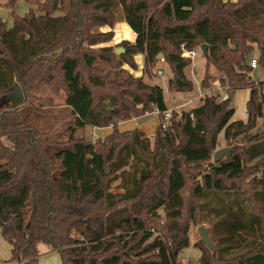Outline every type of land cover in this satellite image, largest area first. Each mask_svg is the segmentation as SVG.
<instances>
[{
	"label": "trees",
	"instance_id": "1",
	"mask_svg": "<svg viewBox=\"0 0 264 264\" xmlns=\"http://www.w3.org/2000/svg\"><path fill=\"white\" fill-rule=\"evenodd\" d=\"M25 1L38 12L13 11L11 27L0 19V98L24 96L0 103V231L12 261L38 264L46 244L63 264H179L189 221L200 217L214 235L213 251L201 243L208 264H264V180L244 181L248 164L264 159V132L252 133L264 118V82L249 75L256 49L264 70V0ZM118 23L137 37L122 43L123 55L101 46L113 35L99 29ZM203 44L208 68L228 79L229 98L210 96L172 115L166 130L156 128L154 146L142 130L120 131V123L168 110L164 89L124 66L135 69L138 54L154 65L162 53L173 72L169 92L191 91V58L182 54ZM43 86L66 96L71 119L62 131L31 121L54 107L52 97L33 94ZM242 89L250 90L246 121L235 120ZM87 127H113L106 145L76 137ZM221 133L236 146L214 161Z\"/></svg>",
	"mask_w": 264,
	"mask_h": 264
},
{
	"label": "rangeland",
	"instance_id": "2",
	"mask_svg": "<svg viewBox=\"0 0 264 264\" xmlns=\"http://www.w3.org/2000/svg\"><path fill=\"white\" fill-rule=\"evenodd\" d=\"M236 1V0H232ZM8 0H0V19L5 21L9 27L13 25L12 12L14 11L19 16H24L31 9H34L38 12L37 7H31L25 0H16L14 8L11 9L7 6ZM102 33H110L113 35L112 40L108 43H104L101 46H114L115 49L124 50L122 53L118 55H123L126 53V49L122 46V43H135L136 42V34L131 30L128 24L126 23H118L115 24L114 27L103 26L99 29ZM98 46V47H101ZM170 49V46H167ZM200 47H197L199 49ZM260 52L256 49L252 58L257 59ZM134 63L136 65L135 69H132L129 65H125L124 69L129 71L133 76L142 78L143 81L149 85H159L164 89L165 98L167 103L170 106H173L171 109L173 111V116H177L178 118L181 116L183 112H190L193 109L201 106L205 99L210 97L211 92L215 89L216 83L221 79V74L217 72L214 68H208L206 58L202 54H199L197 57L190 60L188 67L186 68V77L188 81H191L193 84V90L191 91H181V92H169L168 81L173 76L172 69L168 62L165 60L163 54H159L157 57V63L154 65L147 66L145 62V54H138L133 58ZM206 71L209 74V78H207L206 86L203 87V81L206 79ZM252 74V72H251ZM251 74H249L251 76ZM253 80L256 84L264 82V70L259 66L258 69L254 70ZM33 94L36 97H52L54 99V107L50 109H45L43 112H35L34 115H39V117H32L31 121H33L34 125H50L52 130L54 131H62L66 126V123L70 121L71 117L69 114V110L65 107L66 96L63 91H60L58 94L52 91L50 88L43 86L35 89ZM205 98H202L200 101L197 99L200 95H204ZM250 96L249 89H243L237 92L236 94V106L237 113L235 115V120H244L247 119V110H246V102L248 101ZM23 93L21 90H18L11 96H4L0 98V103L2 104H12L16 105L23 101ZM220 98L217 97L216 102H220ZM192 103L187 104L189 100H194ZM264 99V98H263ZM47 111V112H45ZM48 111H50L48 113ZM160 118H158L157 114L152 113L151 115L145 114L144 117L127 123H121L119 125L120 131H130L135 130L136 128H141L145 131L144 137L149 141L151 146H154L155 143V129L160 126ZM113 127H109V129H98L94 130L91 127H87L85 129H81L76 132V137L79 138H87L91 140L93 143L103 144L106 142V139L109 133L112 131ZM164 130H161V132ZM264 132V118L257 120L256 127L252 130V133H263ZM153 134V135H152ZM152 135V136H150ZM106 145V143H105ZM235 141H226L223 133L219 134L217 137V148L214 151V154L222 149L227 147H235ZM213 161V160H212ZM249 173L245 177V183L255 182V180H264V159L256 162H251L248 164ZM200 181V179H199ZM120 180H117L112 183V190H118L117 186L119 185ZM188 193V198H189ZM161 217L163 216V211L160 210ZM164 223L162 219L160 221V227ZM206 227L210 229V238L214 244V235L209 224L204 223L200 217L189 221L188 224V248L184 249L180 254L178 259L179 264H208L209 256L203 251L201 248V236L199 234L200 227ZM159 227V228H160ZM151 232L154 236H159V229L152 228ZM119 234V233H118ZM40 258L38 264H63L62 258L57 252H50L49 247L46 244H41L39 246ZM0 264H19L12 261L11 254V245L3 238L0 231Z\"/></svg>",
	"mask_w": 264,
	"mask_h": 264
},
{
	"label": "built area",
	"instance_id": "3",
	"mask_svg": "<svg viewBox=\"0 0 264 264\" xmlns=\"http://www.w3.org/2000/svg\"><path fill=\"white\" fill-rule=\"evenodd\" d=\"M201 49H195L193 51H187V50H184L183 51V54L182 56L183 57H186V58H195L197 57L199 54H201ZM251 67L253 70L255 69H258L259 65H258V62H257V59H252L251 61ZM230 89V86L228 84V79L225 75H221V79L219 80V82L216 83V87L215 89L211 92L212 95L210 96H221V100L222 101H226L228 98H229V93H228V90ZM202 98H205V94L204 95H200L199 98H197L199 101L202 99ZM196 99L194 100H189L187 102V104H184V106H187L189 103H192L193 101H195ZM152 113H155L157 114L158 116H161V128L163 130H166L170 124H171V121H172V115H173V111L172 110H167L165 113L161 114L160 111L158 109H155L154 112ZM152 113H146L147 115L149 114H152ZM192 118L193 115H191Z\"/></svg>",
	"mask_w": 264,
	"mask_h": 264
},
{
	"label": "water",
	"instance_id": "4",
	"mask_svg": "<svg viewBox=\"0 0 264 264\" xmlns=\"http://www.w3.org/2000/svg\"><path fill=\"white\" fill-rule=\"evenodd\" d=\"M202 54L207 57L209 55L208 53V45L207 44H203L200 47ZM124 50L122 49H117L116 52L118 54L122 53ZM234 150L233 147H227V148H222L220 150H218L215 154H214V161H219L222 157L228 155L229 153H231ZM109 173V169L107 171ZM199 234L201 236V240L203 242V244L210 249L211 251H213L214 246H213V242L210 238V230L206 227H200L199 228Z\"/></svg>",
	"mask_w": 264,
	"mask_h": 264
},
{
	"label": "crops",
	"instance_id": "5",
	"mask_svg": "<svg viewBox=\"0 0 264 264\" xmlns=\"http://www.w3.org/2000/svg\"><path fill=\"white\" fill-rule=\"evenodd\" d=\"M233 2H235V1H233ZM253 75H254V71L252 72V74H251V77L253 78ZM243 90V89H242ZM238 91H240V90H238ZM237 91V92H238ZM237 92H236V94H237ZM164 97H165V93H164ZM249 100V99H248ZM235 101H236V95H235ZM248 102V101H247ZM247 102H246V105H247ZM165 103H166V105H167V107H168V109H171L173 106H170L168 103H167V101H166V98H165ZM149 115H151V114H149ZM158 116V115H157ZM142 117H144V116H142ZM142 117H138V118H134V119H132V120H129V121H127V122H131V121H136V120H138V119H140V118H142ZM158 118H159V116H158ZM127 122H123V123H127ZM121 124V123H120ZM119 124V125H120ZM94 130H98V128H93ZM107 129H109V128H107ZM136 129H139V130H142L143 132H145L143 129H141V128H136ZM101 130V129H100ZM156 130V129H155ZM153 135V134H152ZM152 135H150V136H152Z\"/></svg>",
	"mask_w": 264,
	"mask_h": 264
}]
</instances>
